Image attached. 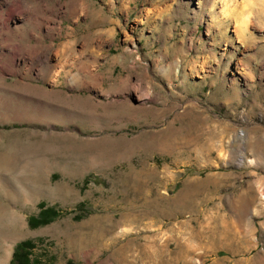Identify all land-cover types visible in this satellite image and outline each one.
I'll return each instance as SVG.
<instances>
[{
    "label": "rangeland",
    "instance_id": "1",
    "mask_svg": "<svg viewBox=\"0 0 264 264\" xmlns=\"http://www.w3.org/2000/svg\"><path fill=\"white\" fill-rule=\"evenodd\" d=\"M19 3L0 264H264V0Z\"/></svg>",
    "mask_w": 264,
    "mask_h": 264
},
{
    "label": "bare ground",
    "instance_id": "2",
    "mask_svg": "<svg viewBox=\"0 0 264 264\" xmlns=\"http://www.w3.org/2000/svg\"><path fill=\"white\" fill-rule=\"evenodd\" d=\"M5 2H0V61L3 55H6L9 57L12 55L14 61H20V63H25L26 58L22 57V51L24 48H26L23 43L20 41L23 38L24 30L21 27H12L10 25V21L15 18L19 13L23 12V6L21 3H19L20 0H4ZM241 14V13H240ZM23 17V16H22ZM240 17V16H239ZM3 18V19H2ZM240 17L239 19V25L240 29H244L247 24V20L243 17ZM26 19V16L23 17V20ZM34 21L37 20V17H33ZM15 22V21H13ZM36 25H38V22L36 21ZM39 28V26H36ZM40 29V28H39ZM11 34H15V36H19L20 39L15 42L14 45V53H10L11 50V43L13 42V38L10 36ZM34 36V35H33ZM5 43V45H3ZM3 45V46H2ZM4 46L7 48L5 49ZM39 46L37 43L35 45H32L28 48V50L32 53V61L33 63L35 61H40L41 57L39 56L40 53H37V49ZM23 65V64H22ZM20 66V65H19ZM53 67V65H51ZM18 67V66H17ZM3 108L7 109V105Z\"/></svg>",
    "mask_w": 264,
    "mask_h": 264
},
{
    "label": "trees",
    "instance_id": "3",
    "mask_svg": "<svg viewBox=\"0 0 264 264\" xmlns=\"http://www.w3.org/2000/svg\"><path fill=\"white\" fill-rule=\"evenodd\" d=\"M41 211L44 212V209ZM40 215H41V213H40ZM37 221H38V219L35 216L29 217L30 223H32V224L37 223ZM30 243H31L30 240H23V241L17 242L14 246V250L12 252V257H11L8 264H28L30 259L28 258V254L26 252L27 251L26 249L28 248L27 245Z\"/></svg>",
    "mask_w": 264,
    "mask_h": 264
}]
</instances>
